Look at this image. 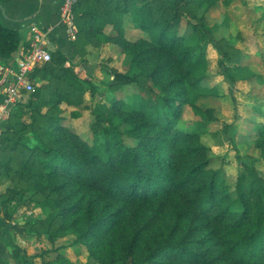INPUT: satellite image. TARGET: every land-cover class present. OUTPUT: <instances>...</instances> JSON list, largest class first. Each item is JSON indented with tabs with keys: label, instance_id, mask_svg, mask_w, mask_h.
Masks as SVG:
<instances>
[{
	"label": "trees",
	"instance_id": "obj_1",
	"mask_svg": "<svg viewBox=\"0 0 264 264\" xmlns=\"http://www.w3.org/2000/svg\"><path fill=\"white\" fill-rule=\"evenodd\" d=\"M218 2L205 0L206 12ZM74 13L78 38L103 37L131 55L133 70L118 72L116 78L121 87L135 85L140 93L133 103L117 100L96 115L111 121L122 116L132 128L124 136L121 121L112 122L90 143L69 125L63 112L50 115L37 109L40 88L36 86L13 108L7 120L10 125L1 133V174L3 168L11 170L15 156L25 166L36 158L49 182V193L42 201L51 210L47 220L68 222L47 231L63 235L74 228L77 240L91 239L102 252L106 243H113L121 254L114 256L119 262L110 264H128L139 251L144 254L139 264H223L227 257L225 264H264V179L245 163L236 188L225 187L221 171L212 166L208 146L193 126H181L185 104L201 118L207 115L199 99L208 93L203 84L208 69L204 49L213 27L208 31L199 25L187 27L179 35L182 10L166 0H77ZM127 21L147 36L129 39ZM220 41L228 51L222 50ZM20 44L19 30L0 20V60L10 57ZM215 44L229 80L259 74L244 64V54L228 39H217ZM67 60L64 51H54L52 60L34 74L44 70V79L55 76L61 84L58 96L81 104L88 81L66 66ZM136 68L148 72L146 80ZM37 114L46 123L42 133L36 131ZM259 135L257 145L264 149V126ZM7 189L17 191L16 186ZM170 202L176 203L171 216L165 209ZM146 205H154L157 217H165L163 232L146 236L139 228L127 230L149 219ZM206 227L211 228V237L200 239L197 235ZM212 238L214 246L205 248Z\"/></svg>",
	"mask_w": 264,
	"mask_h": 264
},
{
	"label": "rangeland",
	"instance_id": "obj_2",
	"mask_svg": "<svg viewBox=\"0 0 264 264\" xmlns=\"http://www.w3.org/2000/svg\"><path fill=\"white\" fill-rule=\"evenodd\" d=\"M166 2L182 10L180 27L177 29L179 35L184 34L187 27L194 29L199 25L204 31L213 27V33H207V43H204L208 69L203 84L208 93L199 99V104L205 108L207 115L201 118L190 104H185L181 126L188 129L193 126L192 129L198 133L201 142L208 146L212 166L221 171L225 187L236 188L245 163L252 164L264 179V149L257 145L260 128L264 126V0H232L229 4L226 0H219L208 12L204 7L205 0ZM126 26L127 37L131 40L147 36L146 31L134 28L129 21ZM223 37L242 51L244 64H250L258 75L254 74L248 79L236 82L228 79L222 71V52L215 44L217 39ZM103 40V37L88 41L78 38V45H75L72 55L68 57L69 66L88 81L82 90L81 104L77 101L76 105L73 100L71 102L58 96L61 84L55 76H46L43 80L44 70L38 73L40 93L36 100L37 109L50 115L63 112L62 115L69 119V125L90 143L96 140L99 131L106 129L112 122L121 121L126 136L125 132L129 131L132 125L124 121L122 116H114L112 121L108 118L99 120L96 113L100 108L112 106L117 100L133 103L135 94L140 93L135 85L121 87L116 78L118 72L131 73L133 70L131 55L118 44ZM222 45L223 51L229 48L226 44ZM136 72L140 78L147 79L148 72L142 68H136ZM37 116L39 120L36 131L42 133L41 128L43 129L46 123L42 116ZM15 118L16 116L12 117L11 122H14ZM103 135L105 134L101 135V139ZM39 180L43 181V186L39 185ZM0 183V240L8 237V250L12 255L13 264H110L113 260L119 262L114 256H120L121 250L113 249V243H106L102 252L91 244V239L86 241L83 237L77 240L78 233L74 228L67 229L63 235L47 231L49 228L55 230L60 226H67L68 222L60 218L52 223L48 222L51 210L42 205V201L49 193V182H46L42 166L36 158L29 166H25L20 161V156H15L11 170L2 169ZM9 186H16L17 191H8ZM71 189L70 187L68 190ZM173 203L165 204V209L170 210V216L173 215L176 204ZM146 206L149 208V219L142 225L129 227L127 230L135 232L139 228L144 230L146 236H151L156 231L163 232L165 217H157L154 205ZM166 220L169 221V218ZM123 229L126 230L125 227ZM210 232L211 228L206 227L197 236L200 239L211 237ZM214 244L212 238L208 240L205 248ZM221 250L228 254L225 248ZM137 255L128 264H139L144 254L139 251ZM228 259L229 257L223 264Z\"/></svg>",
	"mask_w": 264,
	"mask_h": 264
},
{
	"label": "built area",
	"instance_id": "obj_3",
	"mask_svg": "<svg viewBox=\"0 0 264 264\" xmlns=\"http://www.w3.org/2000/svg\"><path fill=\"white\" fill-rule=\"evenodd\" d=\"M76 2L77 0H65L60 10L62 21L72 39L76 38L78 32L74 13ZM52 57L50 29H44L33 24L30 29L28 46L24 49L18 66L14 67L4 63L0 65V136L13 108L26 100L35 90L36 84L33 74L36 68L50 62ZM65 65L69 66V61Z\"/></svg>",
	"mask_w": 264,
	"mask_h": 264
},
{
	"label": "crops",
	"instance_id": "obj_4",
	"mask_svg": "<svg viewBox=\"0 0 264 264\" xmlns=\"http://www.w3.org/2000/svg\"><path fill=\"white\" fill-rule=\"evenodd\" d=\"M64 1L0 0V20L4 25L18 29L21 35V44L18 49L10 57L0 60V65L4 63L14 67L18 66V61L24 49L28 46L30 29L33 24H37L44 29H50V49L52 52L61 50L65 52L67 57H70L78 39V32L76 38L72 39L66 30L60 14ZM33 79L36 86H38V75L33 74ZM8 245L9 240L5 236L0 240V264H13Z\"/></svg>",
	"mask_w": 264,
	"mask_h": 264
}]
</instances>
